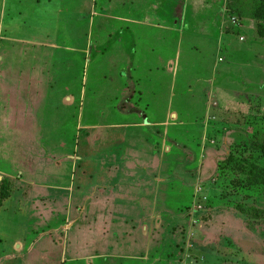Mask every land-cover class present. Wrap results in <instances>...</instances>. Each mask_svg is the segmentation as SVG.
Returning a JSON list of instances; mask_svg holds the SVG:
<instances>
[{
	"label": "rangeland",
	"instance_id": "1",
	"mask_svg": "<svg viewBox=\"0 0 264 264\" xmlns=\"http://www.w3.org/2000/svg\"><path fill=\"white\" fill-rule=\"evenodd\" d=\"M157 1L0 0V264H264V0Z\"/></svg>",
	"mask_w": 264,
	"mask_h": 264
},
{
	"label": "crops",
	"instance_id": "2",
	"mask_svg": "<svg viewBox=\"0 0 264 264\" xmlns=\"http://www.w3.org/2000/svg\"><path fill=\"white\" fill-rule=\"evenodd\" d=\"M155 1V3L157 4V7L159 6L158 5V1L157 0H154ZM149 3V2H148ZM161 6V5H160ZM163 7H166V9L169 11L170 9L168 8V6H165V5H163ZM156 14H157V16H154V17H152V18H160V16H161V14L159 13L158 14V12H156ZM176 20V19H175ZM186 19L185 18H183V19H181V21L183 22V21H185ZM119 21H123L124 23H125V25L126 24H128V27H127V30H129L130 28H134L135 30H137L138 32H140V31H142L143 29H145L146 28V26H144L145 24H147L146 22H144V19L143 18H138V19H133V18H131V17H129V16H127V17H125V15H123L120 19H119ZM155 21L156 20H153V23H155ZM177 21V20H176ZM161 22H156V25H159ZM167 23V22H166ZM166 23H164V25H166ZM92 27H94V25L92 26ZM165 27V26H164ZM122 28V27H121ZM124 28H126V27H124ZM166 30H167V32H168V30L169 29H167L166 28ZM170 32H172V29H170ZM135 38H137L136 37V35L134 36V39ZM165 39V38H164ZM101 46V45H100ZM99 46V47H100ZM156 47V44H154V45H148V47ZM159 45L157 44V47H158ZM92 47V46H91ZM98 47V48H99ZM109 47H110V45H109ZM143 48H147V47H142V49ZM111 47H110V49H109V51H111ZM134 49V50H133ZM142 49H139V47H136V45H135V43H134V47L130 50L132 53L130 54L131 55V58L133 57L132 55H135V59H136V57L137 56H140V53H142L141 52V50ZM92 50H94V47H92ZM136 50V51H135ZM97 51H98V49H97ZM108 51V50H107ZM96 53H99V52H96ZM96 53H95V55H96ZM150 59V58H149ZM140 70V69H139ZM179 101L181 102V100L179 99ZM152 107H153V105H152ZM151 108V107H150ZM171 108V107H170ZM167 110H169V107L166 109V111ZM150 112H151V116L149 115L148 117H147V122H142L141 123V126L143 127L142 129V131H139L140 133H142L143 135H141L139 132H138V130H137V134H135V130L133 129V131H134V133L131 135V137L130 136H128V140H129V138L131 139V143L132 144H134V145H137V146H139V144H141L140 145V147H143V144L142 143H144V144H148V143H150V142H152V140H154L155 142L156 141H162V142H166V139L167 138H165L163 135L161 136V135H159V136H157L156 134L157 133H155V132H151L150 130H152V129H154V128H152V129H150V128H147V127H157V129H159V130H164V128H163V126H164V124H168V123H163V122H150V120H151V118H152V120H155V114L153 113V111H151L150 110ZM121 116H122V114L120 115V118H121ZM123 117V116H122ZM149 117H151V118H149ZM158 117H156V119H157ZM158 121V120H157ZM128 123V122H127ZM160 123H162L161 125H158V124H160ZM137 124H139L140 125V123L138 122ZM107 127V129L106 130H109V129H114V128H119V129H127L128 127H129V125H127V124H125V123H123L122 121H121V123L119 122V123H115V121H111V123L110 124H108V123H106L105 124ZM136 125V124H135ZM152 125V126H151ZM166 125H165V127H166ZM170 125H172V124H170ZM147 126V127H146ZM126 127V128H125ZM136 127H137V125H136ZM139 128H141V127H139ZM172 128L173 127H168L167 126V132H166V134H168V131L169 130H172ZM169 129V130H168ZM129 131V130H128ZM132 131V132H133ZM154 131H156L155 129H154ZM129 132H131V131H129ZM174 133H175V131H173ZM176 134V133H175ZM99 139H101V136H100V138ZM98 139V140H99ZM178 139V138H177ZM181 139V138H180ZM98 140H97V142H98ZM182 140V139H181ZM96 142V141H95ZM129 143V142H128ZM168 143V142H167ZM175 143V142H174ZM179 144V143H178ZM173 147H175V145L174 144H171ZM130 146H132V145H130ZM136 146V147H137ZM156 146V145H155ZM136 150H138V149H134V151H136ZM77 164V160L75 161V165ZM117 164V162H115V163H113V166H115ZM119 164H121V162H119ZM126 164V163H125ZM126 167V166H125ZM128 168L126 167V170H127ZM124 172V171H123ZM72 173L70 174V180H71V177H72ZM72 180H73V178H72ZM136 182H139L138 180H136L135 181V183ZM50 183H46L45 185V187H43V191H45V192H51V191H56V188L54 189L51 185H49ZM109 185V184H108ZM36 190V189H35ZM95 191H96V189H95ZM37 192L38 193H41V194H44V193H42V190H37ZM36 192V193H37ZM37 195V194H36ZM172 195L173 194H168V197H172ZM37 198V196L33 199V201H31V202H35V199ZM141 197H140V200H138L137 199V201L139 202V201H141ZM168 200H170V199H168ZM52 205H54V204H52ZM52 205H48V206H52ZM34 206V205H33ZM36 206V205H35ZM42 207L43 206H47V205H41ZM149 210H151V209H148L147 211L146 210H144V211H140V213H138V214H136V216H137V219L136 220H133V224L132 225H128V224H126V223H124V226L126 227V231H127V234L130 236V233L131 232H134L135 230H134V228H136V227H138V226H142L141 225V223L143 224L145 221H146V217L148 216V214H149ZM155 209H152V211H154ZM156 211V210H155ZM154 211V212H155ZM60 214H62V216H64L65 214V217L66 216H69V217H71V216H75L76 214H78V213H76V211H70L69 209L67 210V213H65V212H62V213H60ZM59 214V215H60ZM64 214V215H63ZM129 214V213H128ZM38 215H40V216H38V217H41L42 215H43V213H39ZM134 215V214H133ZM135 216V215H134ZM130 216H128L127 214H126V217H124V219L123 220H125V219H127V218H129ZM42 218V217H41ZM45 218V220H48V221H52V218H55V216H52V214L50 215L49 213H46V217H44ZM74 218V217H73ZM73 220V221H72ZM71 221V223L69 224V225H65L67 228H69V230L68 231H66V232H63L62 234L64 235V237L66 238V237H68L69 236V231H71L72 232V229L76 226V225H81V224H83L82 223V220H81V223L80 222H78L77 221V219L76 218H74V219H72ZM85 223V222H84ZM62 224H63V221H62ZM98 224H101V223H98ZM97 224V225H98ZM106 224V223H105ZM38 225V224H37ZM127 225L131 228V230L129 229V227H127ZM135 225V226H134ZM59 225H57V227H58ZM64 226V228H66ZM104 226H106V225H104ZM103 226V229H105L106 227H104ZM56 227V228H57ZM63 228V227H62ZM64 228H63V230H64ZM61 229V228H60ZM103 229L101 230V232L103 231ZM103 234V233H102ZM129 238V237H128ZM138 238H140V237H138ZM67 239V238H66ZM69 239V238H68ZM21 244V243H20ZM16 245H17V243H16ZM13 246V245H12ZM61 247H64L65 246V244H62V245H60ZM20 249V248H19ZM16 252V251H15ZM20 255H21V253H20ZM23 256V255H22ZM93 256V255H92ZM24 257V256H23ZM66 258V256L64 255V254H62V258H61V261H63V260H66L65 259Z\"/></svg>",
	"mask_w": 264,
	"mask_h": 264
},
{
	"label": "trees",
	"instance_id": "3",
	"mask_svg": "<svg viewBox=\"0 0 264 264\" xmlns=\"http://www.w3.org/2000/svg\"><path fill=\"white\" fill-rule=\"evenodd\" d=\"M251 210L255 211V212H258L259 209H255V208H252Z\"/></svg>",
	"mask_w": 264,
	"mask_h": 264
}]
</instances>
